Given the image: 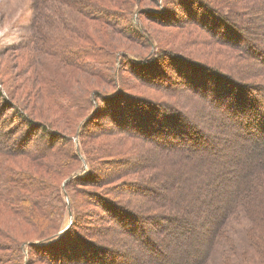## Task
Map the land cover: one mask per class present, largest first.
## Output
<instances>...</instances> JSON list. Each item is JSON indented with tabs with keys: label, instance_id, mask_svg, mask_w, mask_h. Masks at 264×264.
I'll use <instances>...</instances> for the list:
<instances>
[{
	"label": "trees",
	"instance_id": "trees-1",
	"mask_svg": "<svg viewBox=\"0 0 264 264\" xmlns=\"http://www.w3.org/2000/svg\"><path fill=\"white\" fill-rule=\"evenodd\" d=\"M140 1L134 0L133 3H128L129 6L125 9L123 6L115 8V6L106 5L104 0H32L30 31L26 33L25 39L18 43V48L23 50L22 55H25L28 60L33 62H40L39 64L55 60L61 66L78 68L90 75L106 80L112 85L109 91L102 90L98 93V90H92L85 100H82L81 94L72 93V90L67 89L64 92H60V90H56L57 87H47L48 95L53 89L51 93L55 95V103L63 114L68 116L67 111L72 108H85V103L88 102L87 106L91 108L95 116L107 115L116 120L117 118H114L116 117L115 113L112 116H110V113H112L111 110L115 109L116 103L114 100L121 98L123 102L117 101V105L123 106L129 116L132 114L134 121H136V114L142 113L139 121L147 129L140 128L141 124H129L126 122L129 121L126 117L116 122L117 128L124 132L125 137H130L133 141L132 147L129 146L132 152L130 151L125 160L118 158L119 161L123 160L128 164L127 167L122 169L120 174L112 175L110 178L103 177L100 180L93 172L94 168L90 164V154L85 147V142L82 141V139H85L84 130H86L87 123L91 119L86 117L83 122L78 124L75 131L79 141L77 145L71 142L58 143V133L53 132L45 123H42V126L35 125L31 113L23 110V106L10 104V87H6L4 85L5 81L3 82L2 78L0 79V114L2 116L6 111L11 112L14 109L13 111L16 112L15 118L20 119L19 137L11 136L12 129L10 128L8 129L9 131H6L8 136H0V205L7 212L37 225L38 228L52 229V231L40 235L41 239L39 240L28 241L24 239L17 241V244L11 246V249L16 251L18 258L20 257L21 264L24 263V258L28 259L26 264L29 261L30 250H34L33 252L40 256L42 255L47 263L157 264L155 261L138 263L135 261L131 262L133 260L123 261L119 258V256L122 257V251L117 249L118 246L112 245V239L115 243H119L117 242L118 239L125 240L126 237L135 236L139 238L136 243L144 242L146 246L148 243L153 247L157 246V244L156 241L151 240L150 230L152 229L147 227L149 231H146V225H142L146 222L139 219L140 217L137 216L138 212L133 207H126L128 202L125 203L124 207V203L122 205L117 200L120 198L119 200L124 201V199L130 197V195H126L127 192L123 193L122 190L124 188L119 186V183H115L117 185L115 189L119 192V194L113 193L114 196L118 197L115 199L110 192L111 187L103 189L104 186L110 184V181L116 182L120 176H129L133 181L128 190H131L132 193H137L138 189L139 191L140 189H148L144 185V181L150 179L173 181L176 179L175 191L171 192L168 197L164 195L158 196L159 198L155 197L154 201L151 202H158L160 206L158 208L157 206L152 207L147 209V211L159 212L165 208L164 210L168 214L164 213V211L159 213L160 218H165L168 223L173 222L177 218L172 215V212L179 213L178 216L181 219L175 226L179 231V228H184L185 223H187L185 220L187 217L205 219L213 216V209L205 212L204 208L201 207L202 202L197 203L199 200L198 196L215 188L217 182L222 181V178L230 181L236 171L238 159H234V157L219 158V156L217 157L218 151L211 152L216 149L214 148L215 146H212L214 145V135L212 133L217 129L215 125H219L220 120L224 117L221 118L216 115L209 122L207 121L208 125H204L203 122L205 123V121L201 120L202 117L211 114L214 107H217L216 100L203 99L205 97L203 95L204 92H200L197 89L195 91L199 95L193 93V98H191L188 96L189 91H187L184 95L188 107L186 109L176 106L171 98L166 99L165 95L171 97L168 91L164 92L165 95L160 98L162 99L161 101L158 97H153L155 95L149 97L140 92H131L130 88L127 87L128 85L122 82L120 75V68L123 64L122 56L125 51L119 49L106 50L101 45H98L91 36L82 30L80 25L76 24L71 17L66 16L62 9L64 6L70 7L88 19H94V21L99 23L102 22L119 33L123 30L119 26L121 19L129 20L130 17L129 23H126L127 29L137 34L139 33L147 45L154 47L152 53L158 56L165 49L162 50L156 36L142 19V16L146 15L152 20H157L160 24L165 22L164 25H175L176 19L168 10L167 0H152L158 6V9L155 7L149 8L147 5L146 8H142ZM179 1L180 4L186 7L185 12L187 13L186 18H177L180 24L185 23V25L181 26L194 25L201 34L208 35L209 41L205 42L199 34L195 33L197 37L196 43L207 46H221V58H218L219 60L217 61L214 60L215 64L208 66L205 71L209 75H213L214 80H226L228 84H232L240 92L248 86H252V89L260 92L258 94L254 93L255 98H250V104L240 101L242 95L238 98V102H232V106L234 105L239 114L242 112L241 110L250 109L256 113L254 115L259 119V113L260 115L264 114V110L258 108V105L264 104V32L259 35L256 27L262 26L264 28V0ZM261 11L263 16L259 14ZM135 13H137L136 18L134 17ZM199 14L204 15L202 16L203 18L197 17ZM241 20L244 25H249L245 29V35L241 33ZM212 21L215 22L214 25L217 22H222L227 28L224 31H221L223 29L220 28L219 31L213 26ZM60 27H67L75 36L68 35ZM227 29L235 30L233 35L237 37L234 38L226 33ZM217 35L222 39H218ZM242 43H246L247 50L242 49ZM158 46L159 48L154 50ZM175 54L177 53L173 54L172 59L181 62L180 58ZM125 55L130 57L127 53ZM134 59L130 60L129 63H131L133 73L139 79L149 82L157 81L147 78L148 72L152 67H145V65L150 63L152 59H147L146 56L141 55L135 56ZM43 84L47 86V83L44 82ZM211 85L210 93L212 94L213 90H215L214 88L217 87L212 83ZM151 86V88L156 89L154 85ZM190 92L189 94L192 95ZM97 94L102 96V100H100L103 103L99 102ZM222 96L223 94L218 96V98L215 97L220 99ZM124 100L126 101L124 102ZM129 100L136 101L137 104L139 103L142 106H133ZM226 102L227 99H225L224 103ZM148 106L151 111L155 112H152L154 116L159 113L166 115L162 119H156L159 127L167 125L168 115L173 116L174 122H170V126L176 124L177 135L176 141L172 143L176 146L172 148L162 147L161 149L159 147L156 157L143 170L141 168L144 163H135V159L142 158V154H144L142 151L150 150L152 152L155 145L154 142L158 143V145L163 144L162 140H157L158 136L156 133L158 132L151 130L154 126H151V120L149 115H147L148 109L146 108ZM106 108L108 109L107 114ZM230 108L225 107L228 112L232 111ZM232 113L236 117L239 116L234 111ZM16 124H18V121ZM222 125L224 126V124ZM36 127H39L38 129L44 128L43 142L46 144L44 147H38L37 144L33 146V142H30L33 139L35 140L38 135ZM194 127L199 129V137L196 138L204 141L203 146L205 147L203 148L206 149L204 153L193 149V147L197 146L192 145V142H190L191 149L187 148L188 138H184V134L185 132L186 134L195 132ZM154 128L158 129L156 126ZM221 132L227 134L224 140L227 143L229 139L234 140L237 136L242 135L241 137L246 141L242 140L243 143L240 145V149L250 151V157L254 156L259 159L257 158L254 164H249L246 168L249 172L248 178L241 184L240 191L242 192L240 197L235 199L236 203L228 207L230 208L228 211H226L227 208L223 209L218 219L217 228H212L213 246L207 255L203 253L199 257L200 260H198L199 262L204 261V264H264V244H262L264 234L260 233L256 226L258 222L264 223V141L254 143L248 141L251 144L250 149H248L247 133L239 131L236 125L224 127ZM184 143H187V146L180 147ZM147 145L150 147H144ZM113 148L111 147L112 150ZM217 149L220 148L217 146ZM112 150L106 154L108 156L119 155L122 158L123 152L125 154L129 152L128 148L126 150L121 149L123 152ZM240 155L239 157L241 158ZM17 158H19L18 162L21 161L20 159H26L47 164L55 163V165L64 159H73L74 161L90 164V169L84 175L80 177L71 176L69 181L56 186L49 179L40 178L30 170L14 166L18 163L15 162ZM13 161L15 163L12 164L11 162ZM81 181H84L82 183H85V186L88 187L80 188L76 186ZM75 191H78L82 197H86L87 199H85L90 202L96 201L97 205L105 210L101 214L106 216L102 217L100 214L95 217L80 210L81 203H79ZM121 194L126 196L124 197ZM66 197L68 200H66ZM32 209L36 210L39 215L35 216L32 213ZM65 215L66 218L70 216L71 220L67 227H63L64 225L62 224V219ZM86 215L90 216L92 221L89 218L86 219L84 217ZM151 219V223L156 226V229L162 231L161 233L167 234L171 232L162 230L167 227L160 222V219L153 217ZM85 221L95 225L90 228L84 227L82 228L83 232L79 233L78 226ZM114 228L116 231L111 233L110 231ZM183 228L180 229L179 233H182ZM183 233L188 234V231ZM75 237H77V241H75ZM137 238L135 239L137 240ZM74 242H76V245L83 244L82 246L86 248V253L84 254L83 252L85 256L82 255V252L80 253L82 246L81 248L80 246L72 248V243ZM93 243L99 247L92 245ZM3 245V241L0 239V247ZM197 251L193 247L187 252L194 257ZM0 259L2 262L8 260L5 254H0ZM185 264L195 263L185 260Z\"/></svg>",
	"mask_w": 264,
	"mask_h": 264
},
{
	"label": "rangeland",
	"instance_id": "rangeland-1",
	"mask_svg": "<svg viewBox=\"0 0 264 264\" xmlns=\"http://www.w3.org/2000/svg\"><path fill=\"white\" fill-rule=\"evenodd\" d=\"M104 1L106 5L112 7L115 6V8H121L123 6V8L126 9L129 6L128 3L131 4L134 0ZM167 1L169 5L168 10L170 11V13H172L174 19H176L175 25H164L165 22L163 24H160L157 20H152L146 15L142 16V19L146 22L147 26L153 31V34L156 36V39L162 47V50L165 49L159 55L157 54L158 56H155L152 53L154 47L152 48L150 47V45H147L143 40V37L139 33L137 34L136 32H132L127 29L126 23H129L130 17L129 20L121 19V21L119 22V26L123 30L119 33L112 27L105 25L102 22L99 23L97 21H94V19H88L87 17L81 15L77 11H74L70 7L64 6L62 7V9L65 12V15L71 17L72 20L76 22V24L80 25L82 30H84L89 36H91L98 45H101L106 50H124L125 53L130 56L126 57L125 53L123 54V64L120 68V75L122 77V82L128 85L127 87L130 88L131 92H140L146 94L149 97L155 95L153 97H158V99L161 101L162 99L160 98L164 97V92L168 91L171 97L165 95V98H171L172 102L175 103L176 106L186 109L188 107L184 95L187 91H191L190 93H192V95H190L188 92V96L191 98H193V93L199 95L198 92L195 91V89H197L200 92H204L203 95L205 97L203 99L216 100L217 107H214V109H212L211 114H208L207 116L201 118V120L205 121V123L203 122V124L208 125L207 121L209 122V120H211L214 116L218 115L221 118L224 117L222 120H220L221 122L219 123V125H215L217 129H215V132L212 133L214 135V145L212 146H215L214 148L216 149L218 146V148L220 149H214L211 152L218 151L217 157L219 156V158L234 157V159H238V165L236 166V171L235 173H233L232 179L230 181H226V179L222 178V181L220 180L217 182L215 188L201 193L200 196H198L199 200L197 201V203L202 202L201 207L204 208L205 212H208L209 209H213V216L205 219H202L200 217H193L195 218L194 220H192V217H187L185 219L187 223H185L184 228L180 227L178 231L175 226L176 223H178L181 219V217L178 216L179 213L172 212V215L177 218L176 220H173V222L168 223L165 218H160L159 212H161L162 209L159 212H148L147 209L155 206H157L158 208L160 206L158 202H151L154 201L155 197H161L163 195L165 197H168L171 192L175 191L177 185L176 179H174L173 181H159L150 179L144 181V185H146L148 189H140V191L138 189L137 193H132L131 190H128V187L133 181L131 180L132 178L129 176H120V178H118L116 182L110 181V184H107L103 188L105 189V187H111L110 192L112 193V195L113 193L119 194V192L115 189L117 186L115 183H119V186L124 188L122 190L123 193L127 192L126 195H130V197L124 199V201L119 200L120 198L117 200L121 204L124 203V205L122 204L124 207L125 203L128 202L126 204V207H133L138 212L137 216L140 217L139 219H142L143 222H146L142 224L146 225V231H149V229L154 230V232L150 230L151 240L156 241L157 244V246L154 247L149 245L148 243L146 246L144 242L136 243V241H139V238L135 236L126 237L125 240L118 239L117 242L119 243H115L112 239V245L118 246L117 249H120L122 251V257L119 256L120 259H122L123 261L133 260L131 262L135 261L138 263H146V261L148 263H151L155 261L157 264H185L186 260L187 262L190 261L194 262L195 264H204V261L199 262V257H201L203 253L207 255L213 246L214 241L212 228H217L218 219L220 218V214L223 212V209L227 208L226 211H228L230 209L228 207L237 202L235 201V199L237 197L239 198L242 192L240 191L241 184L248 178L249 172L246 168L249 164H254L256 162V159L258 158L254 156L250 157V151H244L243 149H240V145L243 143V141H246L245 139L243 140V138L241 137L242 135H240L239 137L237 136L234 140L229 139L228 143L224 142L227 134L221 132V129L224 127H228L229 125H236L239 131L247 133V142H262L264 141V114L260 115L259 113L258 119L257 116L254 115L256 113L252 112V110H241L242 112H240L239 114V112L234 108V105L232 106V102H238V98L241 95L242 97L240 98V101L250 104V98H255L254 93L256 92L258 94L260 92L252 89V86H248L242 92H240V90H238L235 86H233L232 84H228L226 80H214V76L209 75L205 70L208 68V66L215 64L214 60L217 61L219 60L218 58H221V46H207L196 43L197 37L195 36V33L199 34L205 42L209 41L208 35L201 34V32H199L194 25L181 26L185 25V23L180 24V21H177V18H186V7L180 4L179 0ZM140 2L142 8H146L147 5L149 8L155 7L158 9V6L152 0H141ZM259 14L263 16L262 11L259 12ZM31 15L32 0H0V79L2 78L3 82L5 81L4 85L6 87H10V104L23 106V110L31 113V117H33L35 125L42 126V123H45L53 132L58 133V143L71 142L72 144L76 143L77 145L79 143L78 137L75 135L77 126L79 123L83 122L86 117L90 118L91 120L88 121L86 130H84L85 139H82V141L85 142V147L90 154V164L91 167L94 168L93 172L99 179H102L103 177L110 178L112 175L120 174L122 169L128 166V164L123 160H125V157L130 153V151L132 152L131 147L133 141L130 137H125L124 132L117 128L116 122L123 117H126L127 120H129L126 122H128L129 124L134 123L140 125L141 123L139 120L142 113L136 114V121H134V119H132L133 116H131L132 114L129 116L128 112L124 109L123 106L117 105V101H122L121 98H119L114 100L116 103L115 109L111 110L112 113H110V116L114 115L115 113L116 117H113L115 119L117 118L116 120H113L107 115H103L100 117L99 115L95 116V114L92 113L91 108L87 106L88 102L85 103V108H72L67 111L68 116L63 114V112L57 107L55 103V95L51 93L53 89L48 95L47 87H57L56 90H60V92H64L67 89L72 90V93L81 94L82 100H85V98L87 99V96L92 90L96 89L98 90V93L102 90L109 91L112 85H110V83H108L106 80L90 75L78 68L61 66L57 64L55 60H50L49 63L45 62L44 64H39L40 62H33L31 60H28V57H26L25 55H22L23 50L21 48H18V43L20 41L22 42L26 37V33L30 31L29 23L31 21ZM202 16L204 15H197V17L199 18H203ZM134 17H137V13H135ZM212 23L213 26L219 31L220 28L223 29L221 31H224V29L227 28V26L223 25L222 22H217L216 25H214V21H212ZM240 23V25L242 26L241 33L245 35V29L249 25H244L242 23V20L240 21ZM60 28L64 30V32H66L68 35L75 36L74 33L71 32L67 27ZM256 29L259 35L264 32V28L262 26H258L256 27ZM234 31L235 30L233 29H227L225 32L235 38L237 36L233 35ZM216 37L218 39H222L221 37H219V35H217ZM241 45L242 49L247 50L246 43H242ZM156 48H159V46L155 47L154 50H156ZM175 52L177 53L175 55L180 58L181 62H179L178 60L174 61L172 59V56ZM138 55L144 57L146 56L147 59H152L150 63L145 65V67H152L148 72L147 78L149 80L155 79L157 81H143L133 73L131 69V63L129 62L130 60H135V56ZM44 82L47 83V86L43 84ZM211 83L217 87L214 88L215 90H213L212 94L210 93V87L212 86ZM146 85L150 87H147ZM151 85H154L156 89L151 88ZM161 94H163V96H161ZM222 94L223 96L220 99H217L218 96H221ZM99 95L97 94V99L100 103H103L101 102L102 96ZM225 99H227L226 103H224ZM125 101L126 100H124V102ZM129 102L133 106H142L139 103L137 104L136 101L134 102L132 100H129ZM226 106L227 108L231 107L230 110L232 111L228 112L225 109ZM258 108H260V110H264V104L258 105ZM146 109H148L147 115H149V119L151 120V126H156L158 128L155 129L154 127H152L151 130L158 132L156 133V135L158 136L157 140H162L163 144L158 145V143L154 142L155 145L152 152H150V150L142 151V153H144L142 154V158L135 159V163H144L141 168L143 170L146 166H149L153 158L156 157V152H158L157 150L159 147L161 149L162 147L172 148L176 146L172 143L176 141L177 135L176 124L174 126H170V122L174 120L173 116L168 115L169 118L167 125L164 127H159V125H157L158 123H156V119H162L166 115L164 113H159L154 116L153 113L155 112L151 111V108L149 106ZM13 110L14 109H12L11 112L6 111L5 114H2V116L0 114V136L2 137L8 136L6 131L9 128L12 129L11 136H20V119L15 118L16 112ZM105 111L107 114L108 109L106 108ZM233 111L236 112L239 116L236 117V115L232 113ZM64 112H66V110H64ZM197 117L199 116L197 115ZM17 121L18 124H16ZM222 124H224V126ZM204 125L201 124L202 127H204ZM38 128L39 127H36V129ZM140 128L147 129V127H143L142 124L140 125ZM43 129V127L38 129V135L35 137V140L33 139L30 141L31 143L33 142V146H35L36 144L38 147H44V145L46 146V144H44L43 142V135L45 133L43 132ZM194 130L195 132H197H190L191 134H186L185 132L184 134V138H188L187 141L189 147L186 145L187 143H184L180 147L187 146V148L189 149L190 147H192V144L194 146H197L193 147V149L204 153L206 152V149L203 148L205 147L203 146L204 141L196 138L199 137V129L194 127ZM190 142L192 143L190 144ZM111 147H114L113 150L111 149ZM144 147L150 146L147 145ZM247 147L248 149H250L249 147H251V144L249 143ZM127 148L129 152L125 154L121 149L126 150ZM110 150H116L118 152L122 151V158H120L119 155L108 156L106 153H108ZM239 155L241 156V158L239 157ZM118 158L123 160L119 161ZM20 160L21 161L18 162L19 158H17L15 162L18 163H16L14 166L20 169L30 170L40 178L42 177L46 180L49 179V181L56 186L57 184H62L66 181H69V177L71 176L80 177L81 175L87 173V170L90 169V164L88 165L85 162L74 161L73 159H64L62 161H59V164L57 165H55V163L47 164L41 161L36 162L26 159ZM15 162L13 161L11 163L13 164ZM84 181L79 182V184H76V186L80 188L88 187L85 186V183H82ZM75 195L77 196L79 203H81L80 210L87 212V214L90 213L95 217H97L101 213H104L105 210L97 205L96 201L93 200V202H90L89 200H86L87 198L85 197V199L84 197H82L81 194L78 193V191H75ZM121 195L124 197L126 196L123 194ZM113 197L115 199L118 198L114 195ZM66 200H68L67 197ZM164 209V213L168 214V212ZM32 213L35 216L39 215L36 210H33ZM101 216L105 217L106 215L101 214ZM84 217H86V219L89 218L90 221H92V218L90 216L86 215ZM151 217L158 218V220L160 219V222L167 227L166 229L162 230H168L171 232H168L167 234L161 233L162 231L156 229V226L151 223ZM70 223V216L66 218L65 215L62 219V224L64 225L63 227H67ZM82 224L78 226L79 233L83 232L82 228H90L95 225L91 222L86 221L82 222ZM256 226L259 229L260 233L264 234V223L262 224L258 222ZM0 227V239L4 244L0 247V254H5L8 259L5 262H2L0 259V264H21V260H19L20 257L18 258L16 251L11 249V246L17 244V241L24 239L28 241L39 240L41 239L40 235L45 232L52 231L51 228H49V230H45L46 228H38L37 225L29 223L26 220L7 212V210H5L1 205ZM147 227H149V229ZM182 228L184 230L182 231V233H179L180 229ZM115 231L116 230L114 228L110 232L113 233ZM184 231H188V234L183 233ZM135 238H137V240ZM75 241H77V237H75ZM262 244H264V241H262ZM72 245V248L78 246H80L81 248L83 244L76 245V242H74L72 243ZM92 245L98 246L95 243H93ZM193 247L198 250L195 253L194 257L187 252L190 251V249ZM81 249L82 250L80 251V253L82 252L83 255L84 252L85 254L86 248L83 247ZM33 251L34 250H30L29 261L27 262V264L67 263H47L46 259L42 257V255L40 256ZM27 260L28 259L24 258L23 264H26Z\"/></svg>",
	"mask_w": 264,
	"mask_h": 264
}]
</instances>
